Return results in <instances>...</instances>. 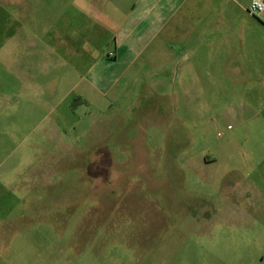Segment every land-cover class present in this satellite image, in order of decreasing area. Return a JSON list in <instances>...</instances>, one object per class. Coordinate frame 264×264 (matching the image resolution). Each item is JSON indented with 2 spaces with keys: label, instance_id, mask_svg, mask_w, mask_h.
Instances as JSON below:
<instances>
[{
  "label": "rangeland",
  "instance_id": "1",
  "mask_svg": "<svg viewBox=\"0 0 264 264\" xmlns=\"http://www.w3.org/2000/svg\"><path fill=\"white\" fill-rule=\"evenodd\" d=\"M132 1L0 0V264H264L262 102L147 71L84 97Z\"/></svg>",
  "mask_w": 264,
  "mask_h": 264
},
{
  "label": "crops",
  "instance_id": "2",
  "mask_svg": "<svg viewBox=\"0 0 264 264\" xmlns=\"http://www.w3.org/2000/svg\"><path fill=\"white\" fill-rule=\"evenodd\" d=\"M233 3V0H133L115 22L109 40L113 48L108 57L99 56L89 66L83 78L84 97L87 92H94L106 98L115 91L121 98L127 94L122 88L130 82H139L143 71L167 93V86L179 76L184 99L188 95L200 102L208 96L205 87L220 86L231 96L262 102V108L249 106L252 116L248 119L262 120L264 139L262 30L253 32L237 27ZM187 87L192 88L189 93ZM240 115L243 123L245 115Z\"/></svg>",
  "mask_w": 264,
  "mask_h": 264
},
{
  "label": "built area",
  "instance_id": "3",
  "mask_svg": "<svg viewBox=\"0 0 264 264\" xmlns=\"http://www.w3.org/2000/svg\"><path fill=\"white\" fill-rule=\"evenodd\" d=\"M246 10L264 25V0H251ZM110 56H113V53H110Z\"/></svg>",
  "mask_w": 264,
  "mask_h": 264
}]
</instances>
